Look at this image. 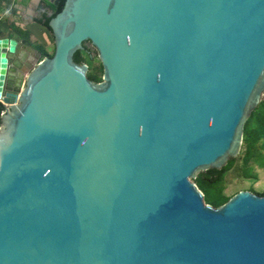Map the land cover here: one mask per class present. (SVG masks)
Instances as JSON below:
<instances>
[{
	"label": "water",
	"instance_id": "obj_1",
	"mask_svg": "<svg viewBox=\"0 0 264 264\" xmlns=\"http://www.w3.org/2000/svg\"><path fill=\"white\" fill-rule=\"evenodd\" d=\"M34 1L52 54L0 39V264H264V195L194 183L264 100V0Z\"/></svg>",
	"mask_w": 264,
	"mask_h": 264
},
{
	"label": "trees",
	"instance_id": "obj_2",
	"mask_svg": "<svg viewBox=\"0 0 264 264\" xmlns=\"http://www.w3.org/2000/svg\"><path fill=\"white\" fill-rule=\"evenodd\" d=\"M64 4V0H60L59 4L56 7L50 6L53 11V16H55L61 9ZM49 6V5H48ZM51 17L46 15V12H42L37 18V23L48 33L49 42L43 43L41 41H36L35 45H38L37 48L42 52L43 56H50L51 54H47L45 51V47L47 45L53 44L52 36L50 34V30L48 28V21ZM13 27V26H12ZM14 31L23 39H28L31 35V32L28 30H18L14 28ZM86 44L84 43L83 51H78L74 54L73 60L78 63H90L89 51L86 48ZM34 45V46H35ZM90 45V44H89ZM53 50V48H52ZM95 51V50H94ZM53 52V51H52ZM100 64V63H99ZM100 70L101 65H100ZM87 77L98 83L101 81V76H97L96 70H93L91 67H88ZM3 111V107L0 105V113ZM260 154L259 165L264 167V100L260 102L255 111L251 114L250 118L247 120L244 126V134H243V142L241 146L240 153L236 159L230 160L223 168L220 170L210 169L205 172H201L194 179V183L197 187L202 191L204 195L205 203L211 205L212 207H218L222 204L226 203L230 197H227L223 194L224 190V182H225V174L230 171L236 162L237 159L240 161L241 174L245 177H251V167L249 166L252 159L257 158ZM248 191L254 192V190L249 189ZM256 193V192H254ZM261 196L264 195V191L262 193H257Z\"/></svg>",
	"mask_w": 264,
	"mask_h": 264
},
{
	"label": "crops",
	"instance_id": "obj_3",
	"mask_svg": "<svg viewBox=\"0 0 264 264\" xmlns=\"http://www.w3.org/2000/svg\"><path fill=\"white\" fill-rule=\"evenodd\" d=\"M43 8L34 0H0V39L19 36L14 27L31 32L28 40L33 46L34 41L49 42L48 33L36 21Z\"/></svg>",
	"mask_w": 264,
	"mask_h": 264
},
{
	"label": "rangeland",
	"instance_id": "obj_4",
	"mask_svg": "<svg viewBox=\"0 0 264 264\" xmlns=\"http://www.w3.org/2000/svg\"><path fill=\"white\" fill-rule=\"evenodd\" d=\"M36 42V41H34ZM35 47H39L35 45ZM53 44L47 45L45 47V52L47 54L52 53ZM86 48L91 56L90 63H86L88 67L96 70L97 76H101L102 72L100 70V64L94 48L86 44ZM88 72V71H87ZM260 154L257 158L252 159L249 166L251 167V177L245 178L241 173L240 161L236 160L234 167L225 174L224 190L223 194L227 197H232L239 191L252 189L256 193H262L264 191V167L259 165L258 161ZM258 160V161H257Z\"/></svg>",
	"mask_w": 264,
	"mask_h": 264
}]
</instances>
